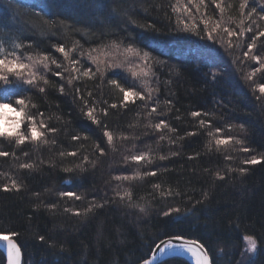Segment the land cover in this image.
Masks as SVG:
<instances>
[{
	"label": "trees",
	"instance_id": "obj_1",
	"mask_svg": "<svg viewBox=\"0 0 264 264\" xmlns=\"http://www.w3.org/2000/svg\"><path fill=\"white\" fill-rule=\"evenodd\" d=\"M134 2L137 18L142 23L154 24L158 31L125 23L114 11L95 6L113 0H0V41L8 51L12 50V32L22 29L28 43L37 45L61 65L57 68L50 64L47 71L40 68L49 81L47 86L41 82L45 93L28 85L19 93L27 105L20 116V130L29 134L26 115L34 117L40 131H45L39 127L43 120L49 127L58 129L56 134L45 132L48 144L27 141L17 148L14 141L0 138V151L9 152V156H0V229L19 234L14 239L23 253L22 264H140L160 241L177 235L199 240L211 259L219 258L220 264H239L243 239L252 235L258 244L252 261L264 264L259 256V251L264 250L261 243L264 241V160L257 164L243 163L252 156H264V99H256L261 95L256 85L264 83V71L248 80L247 76L259 63L243 55L248 51L252 35L264 29V21L256 14L251 19L242 15L241 0H217L223 12L212 0ZM33 5L38 6L34 14L27 15L32 13ZM253 7L264 15L261 0H249L243 12L246 14ZM41 13L45 19L66 21L68 30L59 26L58 32L54 28L51 33L41 35L36 18ZM185 23L193 30H183ZM249 26L253 31H245L243 35L228 36L225 31L239 33ZM213 28L214 39H208L207 34ZM114 40H124L125 44L117 49L111 44ZM132 41L151 53L153 59L149 64L159 62L153 66L155 76L149 82L150 87L159 89L153 92V101L145 103L137 98L127 107L120 106L123 94L108 81L115 79L125 89L133 87L135 91L146 92L141 79L133 77L132 70L125 65L111 71L105 64L103 77L99 73L91 79L81 76L72 85L67 84L69 76L79 75L84 69L96 73L97 68L91 67L88 59L90 50L95 49L92 56L125 55L123 48ZM60 43L65 44L66 50L76 44V51L70 52L69 57L78 61L75 66L52 47ZM17 54L27 63L23 51L18 50ZM250 55L264 59V37L257 38ZM73 67L80 71L74 72ZM57 71L62 75L56 76ZM10 80L16 78L10 76ZM62 84L64 93L59 91ZM14 88L15 83L2 85L0 95L4 89ZM76 89L80 90L79 95ZM89 91L96 101L107 102L99 103L97 108V111L108 109L107 116H98L102 125L92 123L81 111L79 96L89 99L91 105ZM16 99L17 95H12L10 101L3 102L12 103L19 112ZM169 100L171 105L167 104ZM113 103L118 107L111 108ZM33 104L37 107L32 108ZM154 105L157 112L149 116ZM193 111L201 115L193 117ZM160 119L176 132L156 130L154 125ZM202 119L210 123L201 127ZM217 128L221 131L216 132ZM105 130L113 134L112 145L103 135ZM74 135L81 139L72 140ZM228 137L233 139L227 140ZM216 139L227 142L216 145ZM237 139L243 143L237 144ZM170 140L175 143H169ZM97 145L104 148L103 155ZM244 148L249 151H243ZM13 151L15 157L11 155ZM60 152L65 155L61 157ZM72 152L76 155H68ZM173 152L179 155L172 156ZM141 153H148L152 162L130 159L125 162V157ZM161 155L168 159L160 160ZM84 156L89 157V162L82 164L85 171L63 170L81 164ZM21 163H33L35 167L21 169ZM241 167L247 169L243 175L237 171ZM229 168L233 171L229 172ZM152 171L157 174L143 175ZM137 172L142 178L115 179ZM217 172L225 178L219 180ZM12 179L23 187L19 191H4L3 185L11 188ZM155 184H160L162 190L171 188L180 194L162 197L153 188ZM125 190L132 193V206L127 197L121 201L115 195L116 191ZM60 192H75L81 199L62 197ZM205 192L207 200L196 205ZM50 204L57 207H45ZM100 204L104 206L95 207ZM137 204L144 205L146 212H141ZM89 205H93V211L85 216L84 210ZM193 206L192 212L184 211ZM169 207H179L181 213L163 216ZM39 236H45L46 241L39 240ZM5 262L0 251V264ZM159 264L191 263L174 255Z\"/></svg>",
	"mask_w": 264,
	"mask_h": 264
},
{
	"label": "snow or ice",
	"instance_id": "obj_2",
	"mask_svg": "<svg viewBox=\"0 0 264 264\" xmlns=\"http://www.w3.org/2000/svg\"><path fill=\"white\" fill-rule=\"evenodd\" d=\"M212 3L216 5L217 8L220 9L221 12L224 11V8L221 6L220 3H217V0H212ZM261 4L264 5V0H261ZM99 7L105 8L109 12H115L117 16L124 19L125 23L128 24H135L137 27L141 29H147L149 31H158L156 26L152 23H142L136 15L135 8L137 5L135 4L134 0H120L119 3H116L115 0H113V3L110 4H103V5H95ZM249 6V0H241V3L239 5V8L241 9V14L245 15L246 18L251 19L253 14H256L258 16V19L260 21H264V15H260L257 13L256 8H251L250 11H248L246 14L243 12L244 9H246ZM38 7L37 5L32 6V13H26L27 15H33L35 8ZM262 11H264V8H262ZM37 20L39 21V30L41 35H47L48 33L52 32V29H56L57 32L59 31V26L64 27L67 29V23L64 20H49L45 19V14L41 13L37 17ZM205 27H207V21L204 22ZM242 23V21H241ZM255 23V22H253ZM7 27V25H5ZM185 31H191L193 30L191 27L188 26V24L185 23L184 29ZM215 31V28H213L211 31L208 32V39H214L213 32ZM227 31L228 36L233 35H243L245 31L252 32L253 29L251 26H249L246 29H241L239 33H234L233 31ZM55 35V33H52ZM13 39L11 43V51H8V49L5 47V43L3 41H0V86L6 85L9 83H15L16 88L14 89H4V94L0 95V138H4L8 141H14L15 146L19 148L20 145L25 144L27 141L31 142H37L41 141L43 144H48V140L45 139V132L56 134L58 132V129L55 127H49L47 124L44 123L43 120L40 121V128H43L45 131H40L37 127V123L32 115H26V119L30 122L28 126V135H25L23 131L20 130L22 120H15L12 125L9 124L7 119V112L12 111L16 112V108L13 107L12 103H7L3 101H10L12 99V95H17V99L15 100V104L17 107H19V112L24 113L26 108V100L19 96L20 92L25 91L24 85L31 86L33 88H38L40 93H45V87L41 86V82L43 85L47 86L49 84V81L46 77V75L41 74L40 68H43L45 71L50 70V64L56 65L57 68H60L61 65L57 62L55 58H51L47 53L40 51L38 46L35 44L28 43L24 39V34L22 29H16L12 32ZM258 37H264V29H261L255 33V35H252L251 37V43L247 44L248 51L244 52L243 55L245 57H248L251 60H255L259 63L258 68H254L252 72L247 76L248 80H251L253 76L256 75V73L264 71V59L260 55H250L252 50L256 47V42ZM111 44L113 47L119 49L122 45L125 44L124 40L117 41H111ZM53 48L56 49L57 52L62 53L65 60H69L70 52L76 51V44H73V47L71 49L66 50L65 44H53ZM106 47V46H105ZM229 47H231V43L229 42ZM18 50L23 51V56L26 57L27 63L24 62L21 55H18ZM95 51V49L90 50L88 54V58L92 60L93 63H97V58L95 56L91 55V52ZM124 55V61L128 62V66L132 67V61H138L140 63H143L145 68L142 69L140 72L132 71V76L138 79H141L142 85L145 87L146 92H139L135 91L133 87H129L128 89H125L122 87L117 80L113 79L108 81L110 85L115 86L123 94V99L121 101L122 107H127L128 103H135V100L139 98L141 101H144L145 103L147 101H153L155 98L153 96V92H158L159 89H153L149 86L150 78L155 76V73L152 71V68L155 64H158V61H153L152 64H149L148 62L151 61L153 58L151 56V53L149 51L143 50L140 47L136 46V42H128L126 47L123 48ZM81 55H84V53H81ZM69 62L75 66L78 61L77 60H69ZM104 62H100V64H103ZM98 64L96 73H93L91 69H84L79 75L69 76L67 79V84L72 85L74 80H79L81 76L87 77L89 79L93 78L97 73L100 74L101 77H103L104 72L102 67ZM123 62H116V63H109L106 65L108 68H118L123 67ZM74 72H79V69H76L73 67ZM56 76H61L62 73L57 71L55 73ZM10 76H14L16 78V81L10 80ZM213 79H215V75L213 74ZM259 89L260 96H257V100L264 99V83H260L256 85ZM255 90V89H254ZM60 93H64V85H60L59 87ZM76 93L79 95L80 90L76 89ZM88 97L92 98V103L90 105L89 99H86L84 96H79V99L82 102L81 111L84 113V115L94 124L102 125L103 121L98 118V116H107L108 109L107 108H98L99 103H107L106 101H96L95 98L92 97V93L88 92ZM168 105H171V100L167 101ZM37 106L35 104L32 105V108H36ZM111 108L115 109L117 108V104L113 103L110 105ZM87 108V111L85 112L84 109ZM169 111H171V108H169ZM157 112V107L154 105L150 111L148 112L149 116H152L153 113ZM19 115V113H17ZM41 115H43L41 113ZM201 113L199 111H193L191 113V116L193 117H199ZM205 116H207V113H204ZM59 119V117H57ZM178 119V117H177ZM200 126L203 127L205 124L210 123V121L206 120H200ZM151 126V125H150ZM231 127V126H229ZM154 128L156 130H161L162 128L168 129L170 132L175 133L176 129L172 128L169 124L166 123L164 119H160L159 123H156L154 125ZM241 130H243V125L240 126ZM221 129L217 128L216 132H220ZM103 135L107 137V142L109 145H112L113 143V134L107 130L104 131ZM187 135H196V133H187ZM209 136L212 135V133H208ZM128 137H122V139H127ZM81 139L80 136H72V140H79ZM84 139H87V137H84ZM161 139H164L162 136ZM182 139V138H181ZM233 137H228L227 140H232ZM227 141L223 139H216L215 143L216 145L225 144ZM53 144L56 143L55 140L52 141ZM169 143H175L174 140H170ZM237 144L243 143L242 140L237 139ZM211 141L208 144V148L211 149ZM99 150L100 154H104V148L100 147L99 145L96 146ZM243 151L247 152L249 149L244 148ZM13 157L16 156V152L13 151L11 153ZM25 156H27V153H24ZM59 155L63 157L65 155L64 152H60ZM68 155L75 156L76 152L68 153ZM172 156L179 155V153L173 152L171 153ZM198 155V154H197ZM0 156H9V152L7 151H0ZM131 161H147L148 163H151V159L148 156V153H141L139 155H132L131 157H125V162L128 160ZM160 160L168 159V157L161 155L159 157ZM189 159H192V157H189ZM261 160H264V156L257 158L256 156H252L251 159L244 160V164H257L260 163ZM84 162H89V157L84 156L83 161L81 164H76L72 167H66L63 170L65 172H74L77 169H79L81 172L85 171V168L82 166ZM93 167L95 166V163L92 162ZM35 167L33 163H21L19 164V168L21 169H31ZM207 171V170H206ZM229 172L233 171V169L229 168ZM237 171L240 172L241 175H243L245 172H247L246 168H239ZM157 173L155 171H152L150 173L146 172L143 175L144 176H155ZM216 177L219 180H223L225 177L220 172H217ZM137 178H142L141 174L139 172L135 173L132 176L124 175V176H116L115 179L117 181L120 180H135ZM23 187L22 184L17 183L15 179L11 180V188L8 184L3 185L4 191H11L16 190L19 191ZM153 188L155 190H159L161 196H174L179 195V192L173 191L171 188L168 190H162L160 184L153 185ZM38 195V194H37ZM60 196H68V197H75L77 200L81 199L80 196H77L75 192H60ZM115 195L120 198L121 201H124L125 197L128 198L129 206L131 205V199H132V193L129 190H125L123 193L120 191H116ZM208 198V193L205 192L203 194V197L201 200H197L195 202L196 205H201L204 201H206ZM191 199V197H189ZM104 205H96L95 207L102 208ZM140 209L141 212H146L145 206L141 204L135 205ZM35 207V206H34ZM45 207L50 209H55L57 205L50 204L45 205ZM193 208H186L184 209L185 212H192L194 210ZM65 211H71L70 209H65ZM93 211V205H89L88 208L84 210L83 215L87 216L89 213ZM181 213V208L179 207H169L166 212H163L162 215L165 217H169L171 215H179ZM76 215H81L80 212H76ZM19 234L14 231H8L6 229H0V243L4 244L6 248V255H7V262L8 264H20V257H21V248L17 244L16 239L14 237H17ZM39 240L46 241L45 236H39ZM244 239L248 242V251L250 252H258V245H257V239L252 235H246ZM176 241H180L179 244H176L173 242V238L169 237L167 240L160 241V244L156 246L157 251L164 252L166 250H173L175 252L176 249H182L183 251L191 254V256L195 259L196 264H220L219 258H216L215 260L211 259L209 256L208 250L205 248V245L201 243L199 240H186L183 235H177L175 236ZM262 247H264V241L261 242ZM259 256L262 261H264V250L259 251ZM143 264H149L148 260H144ZM243 264V262H241ZM249 264H256L255 261H252L249 258Z\"/></svg>",
	"mask_w": 264,
	"mask_h": 264
},
{
	"label": "rangeland",
	"instance_id": "obj_3",
	"mask_svg": "<svg viewBox=\"0 0 264 264\" xmlns=\"http://www.w3.org/2000/svg\"><path fill=\"white\" fill-rule=\"evenodd\" d=\"M94 55L97 58V63H93L92 60H90L88 58L91 67L97 68V66H98V64H100V62H104L103 64H100V66L102 67V65L105 66V64L107 65L109 63H116L118 61H120V62L124 61V55H121V54H114L111 56H107L106 54H101V55L100 54H94ZM124 65L129 67L127 61H124ZM143 68H144L143 63H140V62L135 61V60L132 61V67L130 68L132 71L140 72ZM109 70L112 71L113 68H109ZM119 70H121V68H119ZM17 113H19V112H17V111L16 112H12V111L7 112V119H8V122L10 125H12L15 120H20L21 113H19V115H17ZM243 241H244V248H243V253H242L241 260H240L239 264H241V262H243V264H249V258L251 260L254 259L257 252L248 251V242L245 239H243Z\"/></svg>",
	"mask_w": 264,
	"mask_h": 264
},
{
	"label": "water",
	"instance_id": "obj_4",
	"mask_svg": "<svg viewBox=\"0 0 264 264\" xmlns=\"http://www.w3.org/2000/svg\"><path fill=\"white\" fill-rule=\"evenodd\" d=\"M171 238H173V242L174 243H176V244H179L180 243V241H176L175 240V237H171ZM167 239L168 238L163 239V240H167ZM185 239L186 240H194V239H188V238H185ZM158 244H160V242ZM156 246L154 247L152 253L149 256V258L146 259V260L149 261V264H159L162 260H164L167 257L174 256V255H180L177 252H178V250H181V249H176L175 252H173V250H166L164 252H160V251H157ZM0 251H2L4 253V255H5V259H6L5 264H8V262H7V255H6V248H5L4 244H2V243H0ZM180 256H182V255H180ZM22 262H23V253H22V250H21L20 264H22ZM140 264H143V262H141Z\"/></svg>",
	"mask_w": 264,
	"mask_h": 264
},
{
	"label": "bare ground",
	"instance_id": "obj_5",
	"mask_svg": "<svg viewBox=\"0 0 264 264\" xmlns=\"http://www.w3.org/2000/svg\"><path fill=\"white\" fill-rule=\"evenodd\" d=\"M178 254L182 255V257L184 256V258H186L191 264H196L195 259L191 256V254L181 250H178L177 252Z\"/></svg>",
	"mask_w": 264,
	"mask_h": 264
}]
</instances>
